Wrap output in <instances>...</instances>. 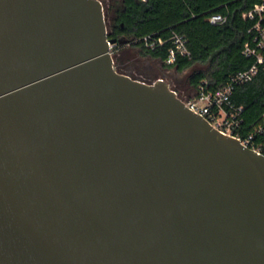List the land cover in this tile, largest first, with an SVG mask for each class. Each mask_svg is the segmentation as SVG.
Wrapping results in <instances>:
<instances>
[{
  "label": "water",
  "instance_id": "water-1",
  "mask_svg": "<svg viewBox=\"0 0 264 264\" xmlns=\"http://www.w3.org/2000/svg\"><path fill=\"white\" fill-rule=\"evenodd\" d=\"M125 42L97 0H0V264H264V155Z\"/></svg>",
  "mask_w": 264,
  "mask_h": 264
},
{
  "label": "trees",
  "instance_id": "trees-1",
  "mask_svg": "<svg viewBox=\"0 0 264 264\" xmlns=\"http://www.w3.org/2000/svg\"><path fill=\"white\" fill-rule=\"evenodd\" d=\"M259 0H105L103 12L109 38L126 40L115 44V50L122 47L138 49L141 56L160 62L163 68L174 73L188 71L184 84L188 96L180 95V83L170 86L182 101L195 96L198 86L206 81L208 90H215L225 78L247 69L251 59L242 54L243 46L250 41L248 29L251 21L244 15ZM221 14L226 20L221 25H212L208 18ZM172 34L185 41L188 56L177 55L172 64H165L169 50L173 48ZM144 37L161 40L152 48L145 46ZM114 57V53L112 55ZM114 60V58H113ZM118 73L126 74L118 68ZM199 67V68H195ZM172 82L171 77H158ZM231 102L240 108V125L234 132L239 138L251 134L254 127L263 121L264 74L259 73L249 82L236 86ZM252 144L261 148L264 155V137L253 135Z\"/></svg>",
  "mask_w": 264,
  "mask_h": 264
},
{
  "label": "built area",
  "instance_id": "built-area-1",
  "mask_svg": "<svg viewBox=\"0 0 264 264\" xmlns=\"http://www.w3.org/2000/svg\"><path fill=\"white\" fill-rule=\"evenodd\" d=\"M97 1L103 6L105 0ZM137 1L146 2L147 0ZM244 17L251 21V26L248 29L250 41L243 46L242 54L245 58L251 59L250 66L225 78L222 85L215 90H208L206 81L201 82L195 96L183 101V103L189 110L204 118L222 134L239 139L241 144L261 154V148L253 146L252 138L253 135L264 137V114L263 121L254 127L251 134L242 139L237 137L234 132L241 122V109L234 106L231 102V96L236 86L251 82L259 73L264 74V0L255 3ZM225 20L226 17L221 14H214L208 18V22L212 25H221ZM171 40L173 48L169 50L168 57L165 60L167 65L172 64L177 55H189L185 48V41L181 36L172 34ZM143 42L148 48H152L155 43L161 44V40L158 39L155 42L150 37H144ZM115 46V44L109 45L111 55H113Z\"/></svg>",
  "mask_w": 264,
  "mask_h": 264
},
{
  "label": "rangeland",
  "instance_id": "rangeland-1",
  "mask_svg": "<svg viewBox=\"0 0 264 264\" xmlns=\"http://www.w3.org/2000/svg\"><path fill=\"white\" fill-rule=\"evenodd\" d=\"M114 53V61L116 60V63L118 64V68L122 71H128V69L132 66H134L135 62H138V67L145 66L147 69L151 67L152 74L154 76V79H158L160 76L164 77H171L172 82L180 83L179 85V93L183 97L188 96L187 88L184 84V77L188 73V71L182 72V73H174L172 69H166L163 68L160 62L156 60H152L149 57L141 56L138 49H132L129 47H122L118 50H113ZM135 67V66H134ZM199 68V67H195ZM137 73V72H134ZM138 75V74H134ZM153 81V80H152Z\"/></svg>",
  "mask_w": 264,
  "mask_h": 264
},
{
  "label": "flooded vegetation",
  "instance_id": "flooded-vegetation-1",
  "mask_svg": "<svg viewBox=\"0 0 264 264\" xmlns=\"http://www.w3.org/2000/svg\"><path fill=\"white\" fill-rule=\"evenodd\" d=\"M135 66V67H134ZM134 66L130 67L128 69V71H126L125 73L127 75H129L131 78L133 79H138L140 81H144V82H151L152 80H154V76L152 74V69L151 67H149V69H147V67L145 66H140L138 67V62H135ZM137 72V73H134ZM134 74H138V75H134ZM177 83V82H176ZM169 86H173L175 85V83L168 81ZM176 93V92H175ZM177 94V93H176ZM178 96V94H177ZM179 97V96H178Z\"/></svg>",
  "mask_w": 264,
  "mask_h": 264
}]
</instances>
